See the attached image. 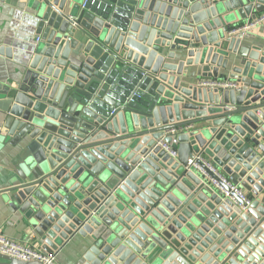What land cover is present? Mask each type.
I'll return each instance as SVG.
<instances>
[{
  "label": "water",
  "instance_id": "obj_1",
  "mask_svg": "<svg viewBox=\"0 0 264 264\" xmlns=\"http://www.w3.org/2000/svg\"><path fill=\"white\" fill-rule=\"evenodd\" d=\"M36 1L41 41L0 82V138L31 156L5 196L25 229L70 264H264V30L237 32L264 0Z\"/></svg>",
  "mask_w": 264,
  "mask_h": 264
},
{
  "label": "crops",
  "instance_id": "obj_2",
  "mask_svg": "<svg viewBox=\"0 0 264 264\" xmlns=\"http://www.w3.org/2000/svg\"><path fill=\"white\" fill-rule=\"evenodd\" d=\"M36 4V0H0V48H10L13 54L12 58L0 55V82H18L22 78L23 67L19 63L22 55L41 41L34 24ZM262 30L264 24L252 27L248 32L257 33ZM1 121L0 113V127ZM30 160L31 156L23 144L13 145L0 138V234L44 253L56 254L57 264H70L74 251L71 244L52 251L33 232L25 229L19 214H14L5 201L11 188L23 184L31 177Z\"/></svg>",
  "mask_w": 264,
  "mask_h": 264
},
{
  "label": "built area",
  "instance_id": "obj_3",
  "mask_svg": "<svg viewBox=\"0 0 264 264\" xmlns=\"http://www.w3.org/2000/svg\"><path fill=\"white\" fill-rule=\"evenodd\" d=\"M210 2L224 1V0H209ZM88 0H85L82 4L86 7ZM264 24V13L260 15L256 20L246 23L245 25L239 27L237 32H248L252 27ZM77 25V22H74ZM39 39V38H38ZM144 75L146 73L144 72ZM203 86L210 87H223V88H233L234 83L232 82H214V81H203ZM114 113V111H112ZM172 140L167 142L162 138L158 145L161 146L170 156L177 158L178 149L176 144H178V138L176 134L171 133ZM186 168L188 170H193L201 174L205 181L211 185L216 186L225 196L229 197L231 194L239 197L248 204L251 199L247 192L241 187L240 184L234 183L226 174L217 168V166L203 154H197L193 158H189ZM234 198V197H233ZM0 253L14 257L22 261H39L43 264H52L56 261V254H47L39 249L25 245L17 240L10 239L3 234H0Z\"/></svg>",
  "mask_w": 264,
  "mask_h": 264
}]
</instances>
